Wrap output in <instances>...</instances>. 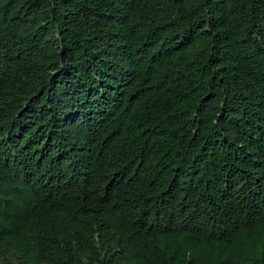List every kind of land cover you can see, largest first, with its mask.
Listing matches in <instances>:
<instances>
[{"label":"trees","instance_id":"1","mask_svg":"<svg viewBox=\"0 0 264 264\" xmlns=\"http://www.w3.org/2000/svg\"><path fill=\"white\" fill-rule=\"evenodd\" d=\"M0 264H264V0H0Z\"/></svg>","mask_w":264,"mask_h":264}]
</instances>
